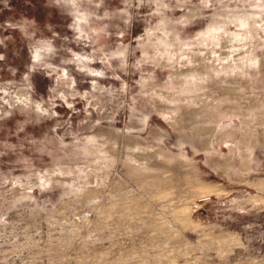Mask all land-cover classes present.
I'll use <instances>...</instances> for the list:
<instances>
[{"label": "clouds", "instance_id": "obj_1", "mask_svg": "<svg viewBox=\"0 0 264 264\" xmlns=\"http://www.w3.org/2000/svg\"><path fill=\"white\" fill-rule=\"evenodd\" d=\"M261 213L264 0H0V264H264Z\"/></svg>", "mask_w": 264, "mask_h": 264}, {"label": "rangeland", "instance_id": "obj_2", "mask_svg": "<svg viewBox=\"0 0 264 264\" xmlns=\"http://www.w3.org/2000/svg\"><path fill=\"white\" fill-rule=\"evenodd\" d=\"M225 151H226V150H225ZM177 179H178V177H177ZM244 187H245V186H243V185H235V186H233L234 190L237 191V192L243 190ZM248 190H249V191H252V189H248ZM214 199H215V197H214ZM202 210H203V209H202ZM206 215H208V213H206ZM261 215L264 216V213H261ZM190 235H192V234H190Z\"/></svg>", "mask_w": 264, "mask_h": 264}]
</instances>
